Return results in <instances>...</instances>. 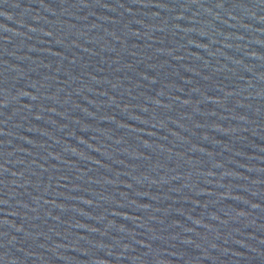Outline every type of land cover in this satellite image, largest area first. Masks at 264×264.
<instances>
[{
  "label": "water",
  "instance_id": "1",
  "mask_svg": "<svg viewBox=\"0 0 264 264\" xmlns=\"http://www.w3.org/2000/svg\"><path fill=\"white\" fill-rule=\"evenodd\" d=\"M0 264H264V0H0Z\"/></svg>",
  "mask_w": 264,
  "mask_h": 264
}]
</instances>
